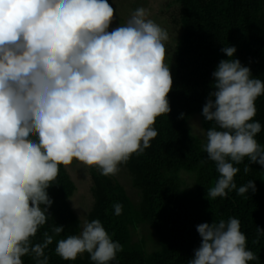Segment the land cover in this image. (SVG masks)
Masks as SVG:
<instances>
[{"label":"clouds","instance_id":"9594fccd","mask_svg":"<svg viewBox=\"0 0 264 264\" xmlns=\"http://www.w3.org/2000/svg\"><path fill=\"white\" fill-rule=\"evenodd\" d=\"M108 0H0V264H49L45 250L74 261L84 253L93 264H119L122 245L101 221L84 220L78 234L63 238L54 224L41 241L33 238L53 204L47 189L60 168L77 162L114 176L130 157L141 155L158 135V117L171 109L173 81L165 63L169 33L144 7L112 28ZM201 115L213 127L203 131L202 150L218 174L206 198L255 192L234 177L247 159L264 169V146L256 100L264 80L234 58L235 46L221 49ZM179 118H184L181 113ZM206 162V161H205ZM122 214L123 205H112ZM199 246L187 264H260L247 248L235 217L196 226ZM264 229L257 227V243Z\"/></svg>","mask_w":264,"mask_h":264},{"label":"trees","instance_id":"16d2710c","mask_svg":"<svg viewBox=\"0 0 264 264\" xmlns=\"http://www.w3.org/2000/svg\"><path fill=\"white\" fill-rule=\"evenodd\" d=\"M174 2L177 37L166 49L170 51L167 64L173 81L167 97L171 111L156 119L154 127L158 135L151 146L121 165L129 184L125 185L115 175L103 176L95 167L90 168L92 201L86 220L101 221L113 240L122 245V251L117 253L119 264H187L200 244L197 225L235 217L246 235L247 248L264 264V237L253 243L257 227L264 229V169L251 164L245 174V158L235 165L240 171L234 181L239 187L253 180L256 191L244 196L232 191L225 198L209 201L206 192L214 186L218 174L214 163L206 160L204 141L187 126L189 115L197 113L203 130L213 127L212 122L204 121L201 111L211 91V73L221 59H227L221 51L224 46H235L234 58L249 67L253 76L264 80V0ZM255 105L254 120L262 125L256 139L264 146V96ZM181 113L184 118H179ZM180 172L191 176L186 188H182ZM47 191L53 200L48 210L51 216L33 243L41 241L44 232L51 233L54 224L65 228L56 239L81 230L80 217L70 202L76 185L65 167L60 168ZM117 202L123 205L119 216L112 209ZM143 225H149L155 234L156 247L152 250L138 234ZM55 247L54 240L45 250L49 264H93L87 253L74 261L62 260L55 254ZM23 259L24 264H34L30 256Z\"/></svg>","mask_w":264,"mask_h":264},{"label":"rangeland","instance_id":"374dc122","mask_svg":"<svg viewBox=\"0 0 264 264\" xmlns=\"http://www.w3.org/2000/svg\"><path fill=\"white\" fill-rule=\"evenodd\" d=\"M108 2L112 4L115 9L113 23L110 27L114 28L118 26V24H123L133 10L138 7H144L150 13L149 18L153 19L162 28H165L168 31L169 40L165 42V48L168 49L170 48L169 46L173 45V42L177 37L175 31L176 27L173 22L175 11L174 0H108ZM169 55L170 51L166 50L165 63H168ZM187 126L193 135L198 137L202 142L204 141L199 114H190L187 120ZM90 168L92 167H86L75 161L72 165L66 167L76 185V191L70 198L71 206L75 213L80 217L81 223L86 220V215L92 201L90 193ZM115 176L125 185L129 184L128 176H126L123 167L120 166V171ZM179 177L182 188L188 187L191 182V176L188 173L180 172ZM138 234L142 235L145 239L146 247L149 250L156 247V243L153 240L155 234L149 225H143L138 231Z\"/></svg>","mask_w":264,"mask_h":264}]
</instances>
